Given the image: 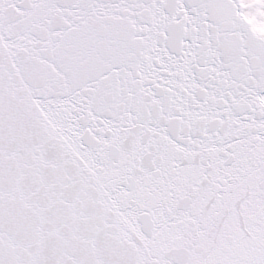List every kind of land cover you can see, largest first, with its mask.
<instances>
[{
    "label": "snow or ice",
    "instance_id": "6c2138e0",
    "mask_svg": "<svg viewBox=\"0 0 264 264\" xmlns=\"http://www.w3.org/2000/svg\"><path fill=\"white\" fill-rule=\"evenodd\" d=\"M0 264H264V0H0Z\"/></svg>",
    "mask_w": 264,
    "mask_h": 264
}]
</instances>
